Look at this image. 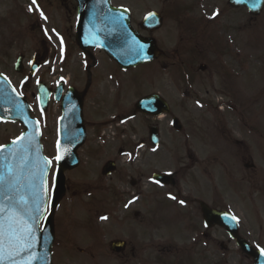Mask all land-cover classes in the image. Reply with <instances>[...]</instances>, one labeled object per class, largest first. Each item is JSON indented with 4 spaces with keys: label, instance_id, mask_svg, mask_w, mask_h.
Instances as JSON below:
<instances>
[{
    "label": "rangeland",
    "instance_id": "374dc122",
    "mask_svg": "<svg viewBox=\"0 0 264 264\" xmlns=\"http://www.w3.org/2000/svg\"><path fill=\"white\" fill-rule=\"evenodd\" d=\"M60 1L0 0V73L17 89L23 76L15 72V60L19 55L30 59L36 51L45 55L41 77L49 85L68 79V86L79 92L86 87L85 68L92 62L76 48V18ZM111 1L130 12L133 7L134 28L140 33L147 14L162 16L161 29L142 32L156 42L161 56L122 70L103 52L89 51L97 65L90 70L84 104L87 140L78 153L80 165L66 172L68 192L55 214L52 264H162L159 257L165 264H189L188 251L195 264H249L224 229L204 230L199 202L229 212L242 238L264 246V193L257 192L264 179V8L255 17L231 8L228 0ZM195 47L204 59L195 63V75L200 76L197 65L208 62L218 76L193 82L187 70H179L186 66L181 59H188ZM151 95L170 104L171 116L183 127L180 133L168 116H130L135 104ZM58 116L60 108L52 105L43 117L51 181ZM111 126L115 137L109 134ZM149 126L160 130L158 147L147 143ZM235 139L244 141L236 148L237 160L228 151ZM120 149L129 157L118 158ZM241 154L251 156L255 176L246 174ZM114 159L117 172L104 178L103 166ZM154 173H177L176 187L158 186ZM236 183L245 184L249 200L239 194L243 190ZM198 234L196 249L192 241ZM117 240L128 243L126 257L111 253L110 243ZM172 246L180 252L170 250Z\"/></svg>",
    "mask_w": 264,
    "mask_h": 264
},
{
    "label": "water",
    "instance_id": "95a60500",
    "mask_svg": "<svg viewBox=\"0 0 264 264\" xmlns=\"http://www.w3.org/2000/svg\"><path fill=\"white\" fill-rule=\"evenodd\" d=\"M77 1L79 5L76 39L83 50L87 48L102 49L124 69L149 63L157 56L154 43L151 40L141 38L135 31L133 32L129 18L124 15L125 12L111 7L109 0ZM229 3L235 7L244 6L254 15L260 14L264 6V0H231ZM121 14L123 16H121ZM143 25L145 29H150V31H152V29H158L162 25L161 18L156 14H154V17L148 15ZM141 45L143 48L140 47ZM16 70L19 72L21 71L19 66L16 67ZM73 95L77 98L76 104L78 105V113H73L70 109L73 103L69 96L65 99L63 104L64 115L61 124V144L59 147V155L62 156V159L58 161V173L51 201L53 212L46 218L42 233L39 232L38 224L45 215L47 193L43 197L42 215L35 211V204L32 202L30 196L31 180L34 176L39 175V171L44 167L45 161L39 145L38 131L32 129L28 130L27 136L20 142L21 145L18 144L19 141L14 145L16 147L12 150L13 154L15 153L13 156V164L11 166L6 165L0 176V180L2 181L4 177L12 176L14 172H18L25 167L24 164L22 165V163H20V150L18 151V149H23L22 145L27 142V193L24 195L19 190L11 189L10 196L14 197L16 200H19L21 196L28 199V207L31 209V215L38 218V223H33V228L35 229V246L26 252L25 255H20L21 260H17L18 257H16L17 264H25L33 253L38 259L32 261V264H52L51 248L54 241L53 218L55 209L65 194L64 174L66 171L72 170L79 165L77 150L83 145L85 140V131L80 114L82 101L80 96L76 95V93L73 92ZM10 96H14L12 94V89L6 80L0 76V115H4L5 109L3 106L14 101V99L9 100ZM6 97L8 99H6ZM45 99L47 101L48 96ZM136 111L149 115H159L163 111L168 112L169 109L166 103L159 99H152L149 97L136 105ZM175 126L180 130L178 123H176ZM29 138H31V143H29ZM104 170V174H110V172L114 170V165L110 163ZM154 178L164 184L173 183L171 177L155 176ZM8 204L9 201L6 198H0V205L7 206ZM16 207L21 206L17 204ZM202 212L206 219H211L221 226L224 225L231 232L233 237L237 238V243L241 249L245 252L249 251L256 264H264L262 255L258 252H252L249 246L238 238L236 225L232 218L224 213L211 212L204 205H202ZM5 214L6 213H0V217ZM24 216L25 219H28V213H24ZM29 222L32 223L31 220ZM122 246V243H114L112 248L115 251H119Z\"/></svg>",
    "mask_w": 264,
    "mask_h": 264
},
{
    "label": "flooded vegetation",
    "instance_id": "af4514ba",
    "mask_svg": "<svg viewBox=\"0 0 264 264\" xmlns=\"http://www.w3.org/2000/svg\"><path fill=\"white\" fill-rule=\"evenodd\" d=\"M60 2H61V6H62L61 8H68L69 13L70 14L73 13V16L76 17V15H77V4H76V2L74 0H61ZM175 18L179 19V22L181 23V20H180L181 17L178 18V16H177ZM131 25H132V28L134 30V9H133V7L131 9ZM140 34H142V32ZM189 39H188V42H193V40L195 38L193 37V38H189ZM195 52L196 53L194 55H192V57L189 58V62H190L189 64L185 63L186 57H185V59H181L182 63H180V64H183V65H186V66L184 68H180L179 67V70H187V72L190 74V79H192L191 81H193V82L195 80L202 81L204 79H210V78L218 76L217 73H216V69L213 68V66L209 65L208 62H207V64L206 63L205 64L201 63V64L197 65V68L199 69V67H200V70H202V71L198 70V72L200 73V76L195 75L196 73L193 72L194 67H195L194 65H195V63L197 61L200 62L202 60V59L200 60V56H202V55L197 51L196 47H195ZM85 53H88V52H85ZM165 57L166 58L169 57V54H165ZM89 58L92 60L93 57H92L91 54H89ZM35 59L40 64L41 68L38 71V73L33 77V76L30 75V71H28V67H30V65L33 66L32 61H34ZM186 60H188V59H186ZM21 61H22V65L23 64H25V65L28 64V67L27 66L24 67L22 75L25 77V79H24L23 83L19 86V88L17 89L18 92H19L20 100L18 101V103L13 104L12 108L14 110H18V112L22 116H25L26 114H29V116L32 119H34L35 121H37V123L39 122V124L42 125V116H43V114H42V112L40 110V105H39L38 97H37L36 93L38 91L39 83H45L44 79L37 78V76L41 77V75L43 74L42 68L44 66V62H43L42 56H40L38 53H35L32 56L30 61H29V59H25L24 56H21ZM93 65H97V62L95 64L93 63ZM86 69H88V66L86 67ZM195 76H197L196 79L194 78ZM201 76H206L208 78H206V77L203 78ZM46 85H47V88L50 91L53 92L55 90L54 86L49 85L48 83H46ZM68 88H70V87H68ZM87 93L85 94V97H86ZM85 97H84V104H85V101H86ZM53 104L57 105L52 99L51 107H52ZM17 105H19V109L17 108ZM134 116L137 117L138 115H134ZM168 117H170V115ZM172 118H174V117H172ZM24 131H25L24 124H22L20 122H17L15 120H11V119L1 118L0 117V146H2V147H0V149H4L7 146H9ZM241 144H242V142L235 141V143H234V151L237 150L236 148L238 146H240ZM234 151H233V154H234ZM123 152H124L123 149H120L118 151V154L121 155ZM234 156H236V153H235ZM240 160L242 162H244L245 164H250V162L252 161L250 155H244V154H241ZM114 162L117 163V161L115 159H114ZM253 172H255V170ZM193 246L196 249L198 248V246L196 244L193 245ZM126 249H127V245H126V248L124 249L123 253L121 255H117V256H120V257L121 256L122 257L125 256L126 257ZM178 251L179 250L177 249L176 252H178ZM130 253H131L132 258H134V248H132ZM248 260H249V262H251L249 258H248ZM188 261H189V264L190 263L192 264V262H193V264H195V262L192 260L191 252L189 254V260ZM182 264H184V263H182Z\"/></svg>",
    "mask_w": 264,
    "mask_h": 264
},
{
    "label": "snow or ice",
    "instance_id": "6c2138e0",
    "mask_svg": "<svg viewBox=\"0 0 264 264\" xmlns=\"http://www.w3.org/2000/svg\"><path fill=\"white\" fill-rule=\"evenodd\" d=\"M32 3L36 4V0H32ZM40 14L43 16L42 12ZM218 14L215 13L214 15ZM150 17H154V14H150ZM62 43L63 40L61 38ZM140 47L143 48L142 45ZM17 108L19 109V105H17ZM24 139L23 136L19 138L21 141ZM13 143L15 144L17 141H13ZM29 143H31V138H29ZM22 150L26 151L27 149L24 147ZM55 159L59 161L62 159V156L58 154ZM51 164V160L45 159L44 167L40 169L38 176L32 178L30 183V196L32 202L35 204V211L41 215L43 197L47 193L46 176L48 166ZM171 198L176 199L174 196ZM6 199L9 201V204L7 206L0 205V213H6L0 217V264H5V261H9L11 264H17L15 258L22 253L28 252L35 246V229L33 228V223H38V218L31 215V209L28 207V199L24 196H21L19 200H16L12 196H7ZM180 203L183 204L184 201H180ZM17 204L21 206L19 210L16 209ZM24 213H28V219H25ZM101 218L107 219V217ZM232 219H235V217H232ZM30 220L32 223L29 222ZM261 252L264 253V249H261ZM36 259L38 257L33 253L25 264H32V261Z\"/></svg>",
    "mask_w": 264,
    "mask_h": 264
}]
</instances>
